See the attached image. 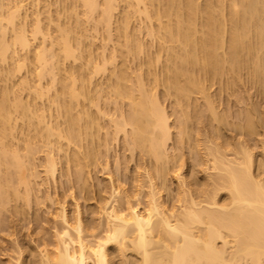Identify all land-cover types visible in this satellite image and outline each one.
<instances>
[{
  "label": "bare ground",
  "instance_id": "6f19581e",
  "mask_svg": "<svg viewBox=\"0 0 264 264\" xmlns=\"http://www.w3.org/2000/svg\"><path fill=\"white\" fill-rule=\"evenodd\" d=\"M79 1L86 8L87 20L90 18L92 19L93 15H96V11L102 7L101 12L99 11L101 18H99L100 20L98 19L99 22L96 21L97 24L94 26L98 28L99 23H102L104 26L110 28V30L108 29V41H111L110 38L112 37L111 31L113 26H110V23H113L111 21H113L112 19L115 17L114 13L119 4H116L118 1ZM124 1L134 10V13L143 15L142 17L145 16L150 25V30L148 32H150L153 39H155V37L157 38L159 35L162 36V38L160 37L162 40L160 47H162L161 52H163L162 49H164L166 53L164 57V62L166 63H163L165 65V67L163 65L165 70L162 74V80H159V78L155 80L156 85L154 84V87H152L154 89L155 86L158 87L162 85L165 90H168V92L166 91L167 95H170L169 92H171V95L176 97L177 111H181L180 113L182 116V118L179 119L181 123L179 120V123L177 122V124L181 125V130L178 132L181 133V141H183L187 135L189 136V134L185 135L184 133V126L187 122H185L187 114L183 111L184 107H186L185 105L189 104V106H191L192 104L195 106L192 102V95L200 92L204 94L203 98H205L207 92L204 89L205 87L203 88L201 81L199 82V80L196 79L195 73H197L196 70H198V67L201 69H199L200 71L203 70L202 72H205L204 74H208L209 76L215 75L216 77H218L219 74H223L224 72L227 74L226 72L230 71L231 75L228 74V76L230 75L231 77L229 76L230 81L227 82L229 84L228 86H230L231 81L235 84V81L241 77L239 76L237 78L238 74L240 75L243 72V68L247 67L249 68V72L251 69V80L257 84L256 86L258 88H262L264 91V0H228V2L225 0H218L217 3L215 2L217 0H206L207 2L204 1L206 2L204 5L198 3L196 0H168L167 4L164 3L163 0ZM161 1L164 6V8H162L163 10H161V6H159ZM224 3H228V7L227 5L224 6ZM156 4H159L158 8L161 12L157 8L158 12L155 14L152 13V9ZM165 4L167 5L166 7ZM24 7L23 4L15 0H10L6 4L5 0L4 2L0 0V63H6L8 61L7 64H11L10 62L15 58L16 61L19 58L18 56H14L16 46H20L23 50L28 49L32 44L30 43L29 36L31 37L33 35L35 38H37L38 35L39 37L42 36L41 46L33 55L36 59L35 62L38 64V72L36 75L38 76L37 81H39V86L34 89V92H31L32 88L29 90L26 88H29L31 85V81H28L29 79L23 81L24 84L22 85L24 87L26 86L25 88L29 91V94L35 93L36 96L41 97L40 99L44 96L49 97L51 104H56L59 117L62 116L65 118V127H62L63 125L60 126L59 123H52L51 125V121L49 124L45 125L44 123L48 120H46L47 115H44L46 113H39V110H37L38 108L36 107V109L35 106L33 107L34 104L31 105V103H28L32 102L29 98H27L26 101V99L24 100L21 97L23 94L18 93L19 90L16 91L10 85L8 88L6 84L2 85L5 87L4 91L2 90L3 92L1 91L0 93V210L4 206H7L11 200H17L21 198L22 195V198L28 197L29 180L27 181V177L24 173L28 169H26L27 166H33L31 165L32 160L29 158L35 150L31 146L26 147L25 145L26 155L22 156L23 153L21 154L20 152H22L21 148L23 145L22 147L19 146L20 148L15 147V144H12L9 140L10 138L13 139V136L18 133H14L18 130H15L18 126V124H16L17 119L14 118L16 115V118H19L22 122L24 121L21 123L23 125L26 124V128L32 127L29 129L35 131V133L37 130L38 136L44 134L42 138L47 136L50 137V135L51 137L56 136L59 141L60 138L66 139L69 145L73 144L72 146H76L85 140L86 145H88L95 137L92 132L96 126H94V116L85 111L87 108L83 110L81 107L80 110L83 111H78L80 106L77 105L80 103V96H90V92L88 94L85 86L77 88V69L75 70L77 76L74 75L75 73H69L71 76L74 75L71 78L68 72L65 71V73L67 72V75H65L66 77L63 75L61 79L59 78L63 74L60 70H65L62 69L63 62L70 59L74 60L75 57L78 59V57L81 56L79 52L78 56L76 55V50L80 43L76 29L58 24V36L56 38L54 37L55 39H50L48 41L50 44H48L47 37L49 38L50 35L47 34L48 32H44L47 28H42L43 25L40 24L42 21L39 17L35 18V25L32 27L33 29L31 31L32 35L29 33L27 28L28 14L26 15V13L23 12ZM199 16L201 21L197 20ZM164 17H166V19ZM51 18L49 17L48 20L50 21ZM126 18L127 17H125V19ZM162 18L166 21L163 22ZM94 19L92 21H94ZM122 19L123 20L120 19L122 22H118L119 27L117 26L118 30L116 27L117 32L115 35L118 34L119 38L121 36L123 38L126 37V40L125 42L124 40L122 42L119 41L121 43L119 44V48L122 49L124 47V53L130 55L132 53L135 54L136 51L138 53L140 51H138V49H140L142 45L137 44L136 39H132V34L130 35V33H128L130 36L127 34L128 29L126 27L128 26H126L127 23L124 22L127 19ZM153 19L157 22V24H155L158 29H156V32L154 28L155 25L152 23ZM198 21H200L201 25L198 24ZM77 24L79 25V21ZM224 29L227 30V32H225L227 35L226 38L224 37ZM73 44L77 46L74 47L76 49H73ZM122 44L124 45L122 46ZM120 45L122 47H120ZM118 50H116V53L118 52L119 54L120 50ZM113 52L115 53V50ZM81 53L83 54V52ZM114 53L110 55V63H113V61L114 63L116 62L117 54ZM121 53L124 55L122 50ZM118 56L120 57V54ZM28 57L26 56L24 60H27ZM105 58L104 64L107 63V61H105L107 59ZM25 62L26 61L23 63L24 65ZM89 62L92 64L91 60ZM104 64L102 65L103 67L97 65L92 68H94V71L97 73L100 69H105L106 66H104ZM13 65L14 64H12V66ZM20 68L21 66H19V69ZM13 70L15 72L14 68ZM239 70L242 72L240 73ZM72 71L75 72L74 70ZM14 72L11 71V74L13 73L12 76H15ZM113 72L112 75H114L115 78L112 77L115 79V82H112L114 83L112 84L111 81H109L111 84L108 86L112 85L113 87V89L110 87V91H114L117 99H119V97L129 99V114L125 117L124 113H121L119 117L120 121L115 117V119L111 121L114 123L115 132L118 133L120 130H126L125 127L130 126V148L132 150H144L147 155L151 156L157 162H160L166 156L164 155V151L169 139L171 140L172 137L170 114L166 111L165 105H162L161 100L158 99V94H153L154 92L152 93V91L149 93V89L143 86L145 85L142 83L143 75L141 76L140 73L137 76L135 75L137 78L139 76L138 81L135 78L137 85L136 82H133L135 87L137 86V88H135L137 90L135 91L134 86H131L133 84H128L130 80H128L129 78L127 79L124 69L119 72ZM47 75L50 76L51 84L47 86L49 89L45 87L44 89L47 90L43 91L41 81ZM9 76H11L10 73ZM3 78L4 83L8 81V78ZM235 78L237 79L235 80ZM78 80H80V78ZM0 81L2 80L0 79ZM34 83L36 84L38 82ZM58 84L61 85L60 89H57L59 92L51 96L49 92H51L52 89L56 90L55 87ZM32 85L31 87H33ZM129 87H132L134 91ZM10 88H13L15 91L13 90L12 93L9 90ZM21 89L23 90V88ZM207 96L208 95H206L207 101L205 100L206 109L211 111L212 117L220 121L222 116H218L216 110L214 111L215 105L213 106L212 101ZM47 97H45V99H47ZM51 104L49 105L51 106ZM75 107L77 108V112H74ZM116 108L118 111L117 106ZM35 111L38 112V114H36ZM117 111H115V113ZM121 111L122 110H120V112ZM242 114L245 117V121L244 125H239L241 126L239 128H241L243 132L251 135L253 133L252 131H254V128L257 126V121L255 122L257 117H254L256 112L253 114L251 109H247L245 110V114ZM188 115L190 116L189 113ZM197 115L199 116V114ZM57 122L58 121H55V123ZM179 125L177 126L178 128ZM22 129H24V127ZM20 130L19 125V131ZM22 140L24 141V139ZM18 141L20 142L21 140ZM19 142L16 144L18 145ZM24 142L27 143L26 140ZM216 142L215 145L210 141V145H214V150H212V146V149L208 148V154L212 151V155H209L211 157L209 159V161L211 160V169H213L212 172L216 173L214 175L216 177L213 176V179L212 177L210 178L213 181L212 189H209L211 192L208 190L209 193H195L192 186L198 183V179L195 177L194 180L188 182V177H185L181 173V170L177 173V177H179L181 181L178 195L180 201L182 200V205L178 208H169L160 201V189H158L156 177H154L152 173H148L147 176L149 179L147 181L148 183L146 182V188L148 190H146L147 192L145 191L147 200L144 208H141L142 204L139 200L133 202L131 196L121 198L118 188L114 187L111 197L106 201L105 207H103V215L107 226L104 232H101L99 235H94V233L88 234V231L86 232V226L78 207V211L77 213L75 212L76 215L73 221H71L72 219L69 218L67 208L62 204L60 205V212H58L62 226L58 233L56 231L57 237L55 236L56 240L54 239L55 241L53 242L54 248L52 246V249L51 246H49L52 243L44 244V242L42 244L43 246H41L42 248H40V256L37 263L111 264V251L109 245L115 244L118 253H125L126 249H131L134 253H137V256L139 255V257H137L139 259L136 258L135 261H133L134 259H125L126 261L124 260V264H264V176L252 172V166L254 164L253 151L246 143H241L239 146V154L242 156L237 155V157L228 158L229 154L227 153L226 155V151L223 153L221 151L223 148L219 147V144ZM90 145L89 143V146ZM62 146L59 147L60 149L57 146L56 153L57 150L60 154L63 152ZM64 152H66V149ZM88 152L89 150H87V153ZM53 153H55V149L49 152L46 158L45 171L46 174L50 176H53V174L55 175V171L57 170L56 165L58 164L55 158L57 157L55 155L56 153L54 154L55 156ZM65 154L63 158L66 157ZM73 158H75V161L78 160L79 166L82 165L81 168H78L79 171L82 172L80 169L84 167V161H82L83 157H80V153L77 151V154L74 153ZM60 159L61 158L58 160L60 161ZM184 164L185 163L182 162L179 167L183 169L185 166ZM80 172L79 176L83 173ZM22 185L26 187L27 194H25V196L23 193L19 192L20 186ZM219 191H226L228 199L220 201L216 198ZM2 211H0V217ZM20 255L22 254L20 253ZM21 257L23 256H17L15 262H13L14 260H10L7 264H11V262H13L12 264H23Z\"/></svg>",
  "mask_w": 264,
  "mask_h": 264
},
{
  "label": "rangeland",
  "instance_id": "374dc122",
  "mask_svg": "<svg viewBox=\"0 0 264 264\" xmlns=\"http://www.w3.org/2000/svg\"><path fill=\"white\" fill-rule=\"evenodd\" d=\"M8 1L10 0H5V4ZM15 1H18L25 6L23 8V12L26 13V15L28 14L27 28L31 35V31L33 29L32 27H34L35 25V18L39 17L41 19L42 23L40 24L43 25L42 28L46 27L48 29L47 30L45 28L47 31L44 30V32H48L47 34L50 35L49 38L47 37L48 44H50L48 42L50 39H53L54 37L56 38L58 36V24L70 26V28L73 27V29H76L78 33L77 35L79 36L78 38L81 41L79 40V47L74 46L73 44V49H76L74 47H77L79 50H76V55L78 56L79 52V55L81 56H79L78 59L75 57V59L73 58L74 60L70 59L63 62L62 69L65 70H60L63 74H60L61 76L59 75V78L61 79L63 75H67V72L68 74L75 73L74 75H76L75 70L77 69V88L85 86L88 94L90 92V96H80V103L79 105H77L80 106L78 111H83L85 110L84 108H87L85 111L88 114H92L94 116V126L96 125L94 129H96H93L92 131L95 137L92 139V142H89L91 144L90 146L88 141V145H86V140L81 142L82 144L79 143L76 146H72L73 144L69 145L66 139L64 140L60 138L59 141L56 136L51 137L50 135V137L47 136L42 138L44 134L42 136L41 134L40 136H38L37 130L35 133V131L30 130L32 127L26 128V124H22L24 121L22 122V120L16 118L17 115L14 117L15 119H17L16 124H18V126L16 125L17 127L15 126V130H18H16V132L14 133H18L13 136V139L10 138L9 140L12 144H15V147H22L23 145V147L21 148L22 152H20L21 154L23 153L22 156L26 155L25 145L26 147L31 146L35 151L29 158L32 160L31 165L33 166H27L26 169H28L27 171H25L26 174L24 173V175H26L27 177V181L29 180L28 197L22 198V195V197L17 200L13 198L14 200H11L9 204L6 203L7 206H4L5 208L3 207L0 210H3L0 217V264H7V262L10 260H14L13 262H15L17 256H23L21 257L23 264H38L37 261H39L38 259L40 256V248H42L41 246H43L42 244L44 242V244L52 243L49 246H51V248L53 246L54 248L53 242L56 240V231L58 233V231H60V227L62 226L60 222L61 218L58 216V212H60L59 209L61 208L60 205L62 204L67 208L69 218L72 219H70L71 221H73L78 211V207L81 211L82 219L86 226V232L88 231V234L94 233V235H99L101 232L103 233L107 226L105 217L103 215V207H105L106 201H108L111 197V193L114 187L118 188L121 198H124L125 196H131L133 202H137L139 200L142 204L141 208H144L147 200L146 190L148 189L146 187L148 183L147 181L149 179L147 176L148 173H152V175L156 177L155 179L158 183V189H160V201H162L165 206L169 208H178L180 207V205H182V200L180 201L178 195L180 191L181 181L179 180V177H177V173H179L181 170V173L185 177H188V182L194 180L195 177L198 179V183H195L192 186V189L195 193H209V189H212L213 185V176L216 174L215 172H212L213 169H211V160L209 161V159L211 158L210 156L212 155V151H210V154H208V150L211 148V146L212 148L214 147V145H210V141L212 142V144H215V142L217 141L216 143L219 144V147L223 148L224 150L221 151L223 153L226 151V155L227 153L229 154L228 158H233L237 157V155H241L239 154V146L241 143H246V145H248L253 151L252 153L254 164L252 166V172L254 174H261L264 176V91L262 88H258L256 86L257 84L253 80H251V69L250 72L249 68L247 67L243 68V72L239 70L240 73H242L240 75L238 74L237 78L239 76L241 77L238 79L235 78V80L237 79V82L234 80V84L231 81L230 86H228L229 84L227 82L230 81L231 77L230 71L226 72L227 74H225L224 72V75L219 74V76L216 77L215 75L209 76L208 74H204L205 72H202L203 70L200 71L201 69L198 67V70H200H196V72L198 73H195L196 79H198L199 82L201 81V83L203 84V88L205 87L204 89L207 92L205 91V98H203L204 94L200 92L192 95V99L195 101L194 102L192 100V102L195 106H193L192 104L191 106L193 107L189 106V104L185 105L186 107H184L183 111L186 112L188 120H185V122H187L184 126V133L185 135L189 134V136L187 135L185 139L181 141V133H178L181 130V125L177 124V122L179 123V119H181L182 116L180 113L181 111H177V101H175L177 100L175 99L176 97L174 95L172 96L171 92H169L170 95H167L168 90H165L162 85L158 87L155 86L156 90L155 88L153 89L155 80H158V78L160 80L163 77L162 74L165 70V68H163V63H166L164 62L166 53L164 52V49H162L164 53L161 52L162 47H160V44H162V40L160 39V37L162 38V36L159 35L157 38L155 37V39H153V37L150 35V32H148L150 30V25L145 16L142 17L143 15L134 13V10L126 3V1L117 0L118 2L116 1V4L119 3V7L117 6V13H114L115 17L113 16V21H111L113 23H110V26H113V29L111 28V41H108V32L110 28L104 26L102 23H99L98 28L94 26L97 24L96 21L99 22L98 19L101 18V6V9L99 8L98 11H96V15L94 14L93 18H90L91 20L88 19V21L86 18V8L79 0ZM167 1L168 0H166L165 2V0H163V2L166 4ZM196 1L204 5V3H206L207 1L215 0ZM225 1L228 2V0ZM163 2L161 1L162 5L158 4L159 6H161V10H163L162 8H164ZM215 2L217 3L218 0ZM166 4L165 7L167 6ZM227 4L228 3H224V6ZM158 5L156 4L157 7H153L152 13L156 14L158 12ZM49 17L53 18H51L52 21L51 19L50 21L48 20ZM125 17H127V20L125 19ZM122 18L126 20L124 22L127 23L126 26H128L126 27L128 29L127 34H132V39H136L137 44L142 45L141 47L139 46L140 49H138V51H140L138 53L136 51L135 54L137 55L133 53V55L124 53V47L122 49L119 48V44H121L119 41L122 42L124 40L125 42L126 40V37L123 38L121 36V39V37H118V34L115 35V33L117 32L116 27L120 22H122ZM164 18L166 19V17ZM164 18H162L163 22L166 21ZM93 19L94 21H92ZM154 19L152 22L154 23L153 25L157 24ZM77 20L79 21V25L77 24ZM197 20L201 21L200 16L199 18L197 17ZM200 21H198V24H200ZM18 22L20 24L19 20ZM156 26L157 25L154 26L155 32L157 29ZM225 32H227V30L224 31V37L226 38L227 35ZM40 37L39 35L37 38H35L33 35L31 37L29 36L31 41L30 43L32 44L28 49L23 50L20 46H16L17 49L15 48L16 52L14 53V56L19 57V60H16L19 63L15 61L16 58L13 59L14 62L12 60V62H10L9 60L11 64H7L8 61L6 63H0V68L3 69H0V77L2 76L0 78L2 80L0 81V93L2 90L4 91L5 86L2 85L6 84L7 88L10 85L16 91L19 90L20 92L18 91V93L23 94V96L21 94L20 95L24 100L26 99L27 101V98H29L32 102L28 103H31V105L34 104L33 107H37L38 109H36L39 110V113H46L44 115H47L46 120H48L46 123H44L45 125L49 124L51 121V125L52 123H59L60 126L63 125L62 127H65V118L62 116H60L61 118L59 117L58 111L56 109V104H51L49 97L44 96L42 97V99H40V96H36L35 93L29 94L28 91L32 88L31 92H34V89L39 86V81H37L38 76L36 75L38 72V64L37 62H35L36 59L33 55L34 52H36L41 46L42 36ZM123 45L124 44H122V46ZM122 46L120 45V47ZM118 49H121L123 51V54L127 55H122L120 50L119 57L118 52L116 53V50ZM114 50L117 54V59L115 63L114 61L113 63H110V55L114 53ZM80 51L83 52V54ZM26 56L28 57V59L24 60ZM103 57H106L105 59H107L105 60L107 61V63L105 64L103 63ZM90 60L92 64H90ZM24 61H26L25 65L23 64ZM88 62L91 66L88 64ZM12 64L14 65L12 66ZM103 64L104 66H106L104 69L105 71L100 69V71L96 73L94 71V68H92L93 66H102ZM19 66H21V68L23 69H19ZM6 68L10 70H7ZM13 68L15 69L16 73L14 72ZM71 68L75 72H73ZM123 69L127 76V79L129 78L128 80H130L128 83L129 85L133 84V82H136L137 85L139 76L138 78L136 76L139 75V73L141 76L143 75L142 83L145 84L143 86L149 89V93L150 91H152V93L154 92L153 94H158V99L161 100L162 105H165L164 107H166V111L170 114L172 137L171 140L169 139V142L167 143L164 151V155H166L167 157L165 156L164 159H162L160 162H157L151 156L147 155L144 150H132L130 148V126H126V130H120V132L118 131V133H116L114 123L111 122L115 118H118V120L120 121L119 117L121 113H124L125 117L129 114V99H123L120 97L119 99H117L114 91H110V87L113 89L112 85L108 86L112 82H115V76L112 75L114 73L113 71L119 72ZM69 70H71L72 72ZM11 71L14 72L15 76H12L13 73L11 74ZM65 71L67 72L65 73ZM9 73L11 76H9ZM70 74L69 76H71ZM228 74H230V77L228 76ZM74 75H72L71 78ZM3 77H5L6 79L8 78V81L4 83ZM79 78L80 80H78ZM135 78L137 79V81ZM26 79H29L28 81H31V85L34 84L32 85L33 87H31L30 85L29 88L25 86L28 90H26V88L22 85L24 84L23 81H26ZM109 81H111V83ZM34 82L38 83L35 84ZM41 82L43 84L42 85L40 83L43 91L49 89V87L47 88V86L51 84L50 76H45V78ZM59 85L60 84L55 87L56 90L50 88L52 89L51 92H49L51 93V96H54V94H57V92H59L58 90L61 87V85ZM131 86H134L135 91L137 90L135 89L137 88V86L135 87L134 84ZM45 87L47 89H44ZM13 88H10L9 90L12 92L14 90ZM21 88H23V90ZM130 89L132 90V87ZM53 91L56 93H54ZM206 95H208L207 97L212 101L213 106L215 105L214 111L216 110L218 116H222V119L224 120L221 119L219 121L215 119L214 117H212L211 111L206 109ZM87 96L90 98H88ZM45 97H47L48 101L47 99H45ZM49 104H51V106ZM116 106L118 107V111L116 110ZM76 107L74 109L75 111L73 110L74 112H77L78 107ZM81 107L83 110H80ZM247 109H251L253 114H255L256 112L254 117H257L255 120V122L257 121V126L255 127L256 129L254 128V131H252L253 133L251 135L243 132V130L239 128L244 125L245 117L242 113L245 114V110ZM120 110L122 111L120 112ZM115 111L117 112L115 113ZM195 111L197 112V114H199V116ZM38 112H36V114H38ZM187 112L190 114V116ZM117 113L119 114V116ZM55 121L58 122L55 123ZM17 122H19L20 124ZM19 125L21 129L20 131ZM178 125L179 128L177 127ZM23 127L24 129H22ZM22 139H24V141L26 140L27 143H25ZM18 140L21 141L19 142ZM17 142H19L18 145L16 144ZM59 144L60 146H62L63 144V152L66 149V152H64V154L66 153L65 156L67 158H63V152H61L60 154L58 153V150L57 153L59 156L57 155L56 148L57 146L58 148L60 147ZM53 149H55L56 154L53 153V155L55 154L57 156L55 158L57 159L58 164L56 165L57 170L55 171V175L53 174V176H50L46 174L45 171L46 158L47 154ZM87 150H89L91 154L89 152L87 153ZM212 150H214V148ZM77 151L80 153V157H83L82 161H84V164L82 161L81 163L84 165V167L83 169H80L83 173L78 169L79 167L81 168L82 165L79 166L78 160L75 161V158H73L74 153L77 154ZM59 158H61L60 161L58 160ZM67 159L69 162L67 161ZM182 162L185 163L183 169L179 167L181 166L180 164ZM78 171L82 173L83 176L81 174L79 176ZM211 177L212 179H210ZM139 191L141 192V195ZM19 192L23 193L25 196V194H27L26 187L23 185L20 186ZM227 197L228 194L226 191H219V194H217L216 196V198H218L220 201L228 199ZM109 248L111 251V264H124V262L128 259H134L133 261H135V259L139 257V255L137 256V253H134L131 249H126V254L124 252V254L120 252L118 253L117 246L115 244H110ZM20 253L22 255H20ZM13 262H11V264Z\"/></svg>",
  "mask_w": 264,
  "mask_h": 264
}]
</instances>
